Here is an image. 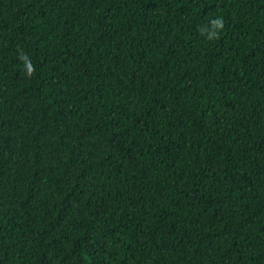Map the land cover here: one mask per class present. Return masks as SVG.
<instances>
[{
  "label": "trees",
  "instance_id": "1",
  "mask_svg": "<svg viewBox=\"0 0 264 264\" xmlns=\"http://www.w3.org/2000/svg\"><path fill=\"white\" fill-rule=\"evenodd\" d=\"M0 264H264V0H0Z\"/></svg>",
  "mask_w": 264,
  "mask_h": 264
},
{
  "label": "clouds",
  "instance_id": "2",
  "mask_svg": "<svg viewBox=\"0 0 264 264\" xmlns=\"http://www.w3.org/2000/svg\"><path fill=\"white\" fill-rule=\"evenodd\" d=\"M225 24L223 17H216L213 18L210 21V27H200V32L202 35H206L207 39L209 40H215L219 39L220 35L222 34L224 30ZM20 59L24 62L26 73L29 77L34 75L35 69L33 64L31 63V60L26 55H21Z\"/></svg>",
  "mask_w": 264,
  "mask_h": 264
}]
</instances>
